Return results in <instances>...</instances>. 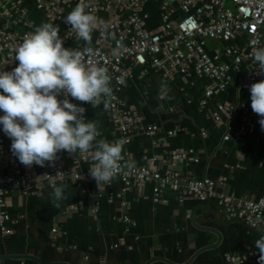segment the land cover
<instances>
[{
  "label": "crops",
  "instance_id": "obj_1",
  "mask_svg": "<svg viewBox=\"0 0 264 264\" xmlns=\"http://www.w3.org/2000/svg\"><path fill=\"white\" fill-rule=\"evenodd\" d=\"M76 5L73 1L65 7L66 17ZM20 7L28 16L27 23L11 25L2 18L0 25L24 34L49 22L59 28L63 37L65 20L52 19L46 10L37 7V0H20ZM147 7L158 20L155 3ZM100 18L104 21L108 15L101 14ZM238 39L244 46L246 37ZM9 65L17 66L18 61L0 52V67ZM231 76L226 91L201 106L206 89L213 85L209 77L190 69L187 75L177 73L165 79L150 68L140 78L137 69L119 96L139 111L146 124H156L159 130L153 136L134 133L129 143L123 141L120 131L100 106L92 107L71 96L69 100L84 107L85 118L97 123L100 133L97 141L122 140V155L129 154L137 164L155 159L159 169L175 168L184 179L209 177L219 182L225 178L223 185L218 184L219 190L256 200L264 196V130L252 111L249 88L264 79V74L250 83L248 69L242 66L233 69ZM161 83L167 86L164 99L160 98ZM219 104H232L238 108L237 112L229 117L223 114L216 121L213 113ZM240 105L247 107L255 130L237 141L224 140L243 121ZM172 130L176 132L169 134ZM0 137L4 138L6 148L0 154V174H8L18 159L11 152V139L2 125ZM190 148L197 151L199 163L171 160L172 150ZM57 160L68 164L66 151L58 153ZM24 168L36 176L37 186L29 194L21 191L9 194L0 205V211L10 215L7 225L11 229L10 234L0 230V264H101L102 260L105 264H226L227 252L258 253L255 241L264 234V229L250 230L242 221L228 220L213 200L181 201L177 194L169 193V203L157 204L153 201L152 184L132 185L122 193L123 183L116 178L100 190L93 179L61 180L55 185L65 186V198L54 202L52 184L45 178L46 167L34 164ZM89 168L90 162L80 165L84 172ZM125 216L131 223L124 221Z\"/></svg>",
  "mask_w": 264,
  "mask_h": 264
},
{
  "label": "built area",
  "instance_id": "obj_2",
  "mask_svg": "<svg viewBox=\"0 0 264 264\" xmlns=\"http://www.w3.org/2000/svg\"><path fill=\"white\" fill-rule=\"evenodd\" d=\"M73 1L82 3L85 10L97 18L98 23L91 33L90 42L78 38L67 24L61 38L63 46L81 51L91 47L94 55H86L85 63L107 69L113 81V95L106 100L102 98L97 106L106 112L125 143L131 142L134 133L153 136L159 130L156 124H146L139 111L119 96V91L134 77L137 69L140 78H144L150 68L159 71L165 79L177 73L187 75L190 69L209 77L213 85L206 89L201 106L206 104L207 99L226 91L233 69L245 66L250 83L262 74L258 71V62L254 61L252 53L255 48L264 47V0H37V7L46 10L54 20L66 21L65 7ZM153 3L159 10L158 20H155L147 7ZM101 14L108 15V18L103 21ZM2 18L11 25L28 21L26 12L20 7V0H0ZM27 33L19 34L0 25V52L7 54L11 60L15 59V48ZM242 35L246 37L244 46L238 39ZM15 67L9 65L0 67V70L11 71ZM64 98L63 93L58 95L59 100L63 101ZM239 107L242 109L243 121L235 131L226 134L224 140L237 141L244 134L255 130L254 123L248 117L247 107ZM237 109L232 104H219L213 117L220 121L223 114L232 116ZM175 132L172 130L169 134ZM4 152L5 140L0 137V154ZM123 157L121 170L104 186H110L114 179L119 178L123 183L121 192L125 193L132 185L152 184L153 201L157 204L169 203V193L177 194L181 201L186 198L201 202L213 200L228 220L242 221L250 230L264 229V223H258L256 219L260 217L264 220V196L256 200L237 197L218 189V184L223 185L225 178L219 182L209 177L184 179L175 168L165 171L159 169L155 159L146 164L134 161L135 167L129 169L124 166L125 162L133 158L129 154ZM66 158L68 164L56 160L54 165H45V178L51 184L65 179H92L89 170L84 172L80 169L82 162L92 163L90 153L66 152ZM170 158L174 162H200V156L194 148L172 150ZM36 186V176L26 170L19 160H15L12 172L0 174V205L5 203L9 194L15 191L29 194ZM123 206H127V203L123 202ZM8 221L10 215L4 210L0 211V230L4 234L11 233ZM124 221L131 223L128 216L124 217ZM257 257L255 251L227 252L224 254V262L257 264ZM101 264H105V261L102 260Z\"/></svg>",
  "mask_w": 264,
  "mask_h": 264
},
{
  "label": "clouds",
  "instance_id": "obj_3",
  "mask_svg": "<svg viewBox=\"0 0 264 264\" xmlns=\"http://www.w3.org/2000/svg\"><path fill=\"white\" fill-rule=\"evenodd\" d=\"M77 37L91 41L97 27V18L78 3L67 15L66 21ZM94 55L91 47L83 51L66 48L59 28L44 22L25 34L15 48L18 65L11 71L0 70V125L11 139V152L26 166L54 165L58 153L91 154L89 175L100 190L109 184L121 170L124 160L123 141L96 140L100 135L95 121L85 118L86 109L70 102L73 99L99 105L102 98L112 97L111 77L107 69L86 64L85 56ZM258 62V71L264 74V47L252 53ZM124 83L123 80L120 81ZM251 108L259 117L264 130V79L250 85ZM63 93V101L58 95ZM167 95V86L160 85V98ZM125 167H135L134 160ZM53 187L54 202L64 199V185ZM57 206L58 203H57ZM258 223H264L257 217ZM258 249L257 264H264V234L255 241Z\"/></svg>",
  "mask_w": 264,
  "mask_h": 264
},
{
  "label": "water",
  "instance_id": "obj_4",
  "mask_svg": "<svg viewBox=\"0 0 264 264\" xmlns=\"http://www.w3.org/2000/svg\"><path fill=\"white\" fill-rule=\"evenodd\" d=\"M18 257H21L22 258V256H18Z\"/></svg>",
  "mask_w": 264,
  "mask_h": 264
}]
</instances>
